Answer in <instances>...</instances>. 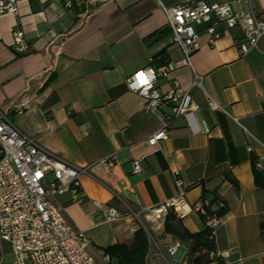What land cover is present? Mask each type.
<instances>
[{
  "label": "crops",
  "instance_id": "obj_1",
  "mask_svg": "<svg viewBox=\"0 0 264 264\" xmlns=\"http://www.w3.org/2000/svg\"><path fill=\"white\" fill-rule=\"evenodd\" d=\"M66 1L27 0L19 15L0 17V110L41 147L88 168L80 177L81 203L72 202L71 194L51 200L69 224L88 236L89 253L100 264H109L103 249L131 241L143 223L161 245L180 242L179 254L169 264H185L190 242L177 232L160 236L163 230L145 214L178 195L179 177L188 188L190 206L200 208L204 190L227 202L215 236V248L230 254L225 264H264V190L256 186L253 170L260 161L264 173V38L241 56L243 25L225 30L213 46L202 36L192 67H185L179 46L171 43L167 14L155 0H72V9L65 7ZM159 1L170 8L190 0ZM242 1L248 8L249 0ZM250 2L257 14L264 12V0ZM19 16L30 46L26 54L14 47ZM159 31H164L162 37L150 38ZM150 58L176 66L157 82L162 93L178 81L201 107L178 117L168 129L169 139L156 147L148 139L163 122L145 112V100L126 85ZM197 77L201 87L194 86ZM208 97L226 113L211 111ZM111 156L117 164L106 171L100 162ZM136 161L142 166L138 174L133 173ZM227 176L238 182V190ZM95 202L116 208L124 217L107 223ZM131 211L139 219L127 215ZM181 223L193 234L204 230L198 212ZM0 264H17L11 245L2 240ZM209 264L222 263L211 259Z\"/></svg>",
  "mask_w": 264,
  "mask_h": 264
},
{
  "label": "built area",
  "instance_id": "obj_2",
  "mask_svg": "<svg viewBox=\"0 0 264 264\" xmlns=\"http://www.w3.org/2000/svg\"><path fill=\"white\" fill-rule=\"evenodd\" d=\"M27 0H0V17L19 15V6ZM163 8L168 17L171 43L179 46L182 52L181 65L192 67L193 55L201 49L200 38L207 36L209 46H213L227 29L243 25V41L239 51L241 56L247 55L258 47L264 38V12L257 14L248 1L245 8L242 0H190L166 8L159 0H155ZM67 9L73 8V1L65 2ZM24 20L18 18L13 32L15 51L26 54L29 44L25 39ZM176 69L173 63L157 64L150 58L148 65L126 79L128 89L145 100L144 110L161 118L163 126L148 139L152 147L169 139V127L180 116L195 114L201 107L193 100L190 90H184L178 81L162 93L157 82L166 79ZM194 86L201 87L197 77ZM164 107L170 108L165 112ZM207 107L213 111H226L213 99L208 97ZM18 113L22 109L17 110ZM238 123L236 118H232ZM89 130L88 126L83 127ZM248 137L260 143L245 129ZM252 151L251 146H248ZM106 171L116 164V156L100 162ZM261 169V162L256 161ZM88 168H79L56 154L41 147L36 138L24 134L14 123L9 113L0 110V240L11 245L17 264H100L90 253L88 236L77 231L67 222L61 211L52 202L53 197L72 195V202L81 203L78 195L81 191L80 177ZM142 171L140 161L133 163V173ZM178 177V174H176ZM178 195L164 205L149 208L146 218L157 224L162 231L166 218L174 214L184 219L192 212H198L196 206H190L185 195L187 187L181 178H177ZM99 212L107 223H116L124 217L114 207L104 208L95 202ZM139 219V213L133 211L127 215ZM222 218L209 219L206 227L211 230V239L216 241V231ZM147 234L155 247V254L147 257V264H156L161 260L169 264L179 254L180 242L161 245L157 243L151 232ZM211 259L227 263L228 251L216 248L208 253ZM183 256V258H185Z\"/></svg>",
  "mask_w": 264,
  "mask_h": 264
},
{
  "label": "trees",
  "instance_id": "obj_3",
  "mask_svg": "<svg viewBox=\"0 0 264 264\" xmlns=\"http://www.w3.org/2000/svg\"><path fill=\"white\" fill-rule=\"evenodd\" d=\"M163 35L164 31H159L154 33L150 38L162 37ZM51 80L52 78L49 79V82ZM253 170L256 186L264 190V173L257 168L256 162L253 163ZM227 179L235 185L237 190L239 189V184L236 180L231 176H227ZM200 203L202 207L201 210L198 211V214L204 224V230L202 232L193 234L186 231L185 235L177 234L174 230V226L177 223H181V219H178L174 214H169L166 218L164 229L160 234L162 237L168 234H177L183 240L190 242V250L186 257L185 264L210 263L211 259L208 253L215 249V243L210 238L211 230L206 227V223L209 219L214 217L223 218L228 211L227 202L216 192L204 190ZM261 227L264 228V221L261 223ZM153 237L157 243L160 244L158 238L154 235ZM103 251L105 256L110 259L109 264H147V257L156 250L147 232L140 227L134 233L131 241L115 243L104 248Z\"/></svg>",
  "mask_w": 264,
  "mask_h": 264
},
{
  "label": "water",
  "instance_id": "obj_4",
  "mask_svg": "<svg viewBox=\"0 0 264 264\" xmlns=\"http://www.w3.org/2000/svg\"><path fill=\"white\" fill-rule=\"evenodd\" d=\"M142 228L147 232L148 229L146 228V226L142 223ZM174 230L175 232H177L178 234L180 235H185V229L182 225V223H177L175 226H174Z\"/></svg>",
  "mask_w": 264,
  "mask_h": 264
},
{
  "label": "rangeland",
  "instance_id": "obj_5",
  "mask_svg": "<svg viewBox=\"0 0 264 264\" xmlns=\"http://www.w3.org/2000/svg\"><path fill=\"white\" fill-rule=\"evenodd\" d=\"M94 251H95V248H94ZM98 254V253H97ZM98 256V258L101 260V258H102V255H97ZM103 264V263H102Z\"/></svg>",
  "mask_w": 264,
  "mask_h": 264
}]
</instances>
